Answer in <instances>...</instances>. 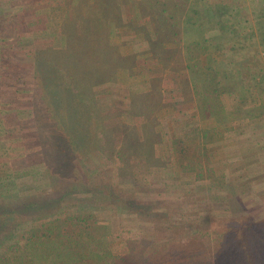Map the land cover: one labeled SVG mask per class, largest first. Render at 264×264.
Segmentation results:
<instances>
[{
    "label": "rangeland",
    "instance_id": "374dc122",
    "mask_svg": "<svg viewBox=\"0 0 264 264\" xmlns=\"http://www.w3.org/2000/svg\"><path fill=\"white\" fill-rule=\"evenodd\" d=\"M45 1L0 0V3L5 2L1 5L0 19L16 16L19 18L14 23H5L4 27H13L22 19L26 23L33 21L31 12L33 5ZM49 1L48 7L45 8V6L43 9L48 11L52 19L40 16L44 22L43 26L53 29L57 25L65 26L64 18L57 19V15L63 11L65 12L64 16L66 15L65 5H62V11H50V8L54 4L56 5L59 0ZM67 1L73 2V0H64V3ZM162 1L168 4V8L165 12L159 11L158 13L155 12L154 3L156 0H76V10L73 12L75 16L72 17L74 21L68 22L66 30H63L68 35L74 33V30L78 34L72 35V39L64 44L63 49H60L62 44L61 39H57L59 36L47 35L49 43L53 38L56 39L53 47H56L60 52L58 54L51 53L52 57H49L48 60L44 59L46 64H43L42 61L39 63L40 67L46 65L50 70L51 67L61 65L64 73L70 72L66 78L56 76L52 79H44L45 77L33 79L32 76H29L34 66L30 65L28 61H17L24 56L18 55L19 51L16 52L8 28H1V31H4L0 35L8 38V41L2 42L4 48L0 53L2 55L0 60V114L2 112L0 115L2 122L0 125V174L2 175L9 169V166L11 167L19 181L16 186L17 193L14 194L22 198L33 194L32 190L27 191V185L29 187L30 185L38 186L41 190L45 188V191L49 192L61 188H66L64 191H68L71 186L75 185L76 192L77 189L86 194L94 192L92 201H98V206L104 208L96 213L95 222L90 224L91 231L96 238L108 237L109 234L118 236L119 238L109 242L107 247L112 252H128V260L131 261V264H141L140 262L144 261L148 253L151 257L162 256L158 264H169L163 260L179 256L184 257L180 260L181 262H186L188 258L193 257L191 256L193 252L203 254L208 249L216 252L217 257L213 258L216 264L238 263L241 258L231 256L229 249L223 245H218V250H216L215 242L207 246L206 243L203 245V242L191 241L188 237L183 236L187 230H192L190 228L193 227L202 230L214 229L213 233L216 231V234L228 232L233 226L239 227L230 221L216 222L217 220L212 218L214 212L210 208L211 200L208 201L202 197L190 199V195H179V191L172 188L179 182L172 179L158 181V178H153L155 174H144L143 178L146 182L136 180L141 178L140 176L135 179L129 175L119 176L117 162L106 161V166L100 164L98 166V160L102 156L95 150H91L93 156L91 158L90 155L88 156L90 160L85 159L87 148H77L74 152L75 156L72 158L75 161V171L71 173V170L65 171V164L59 153L61 149L67 150L68 143L70 146L74 143L76 146L80 145L81 142L77 138L84 137L89 132L92 133L91 139L95 136V142L105 141L107 134L103 126L101 127L102 117L121 114L122 120L129 124L130 120L123 114H126L125 109H128L134 96L142 98L139 100L143 101L147 98L148 102H156L158 96L166 99L167 95L171 93V88L165 73L167 71L174 72L178 66L175 67L173 61H167V52L156 53L158 51L151 48V46L157 47L151 45L150 42L151 38L155 39L153 33L160 32L157 27H154L159 21L157 18H161L162 21L164 19V23L167 20L169 23V11L175 14V20H178L179 16L183 18L187 13L192 17L191 22L181 23L182 25L177 22L178 25L174 28L178 35L177 39L182 37L183 41L195 38L201 48H206L213 53V48H209V46L207 48L205 44L206 34L196 33L198 23L193 12L203 17L206 13L207 17L209 14V18H215L213 20L218 25L217 28L223 31V37H220L217 43L219 48L223 49L222 52L226 57L225 62L230 64L228 70L237 73L236 76H230L229 84L224 85L233 88L228 92H231L234 98L241 97L246 100L244 108L241 107L237 116H233L237 120H234L233 124L229 122L225 129L221 127L226 138L208 147L210 156L208 165L217 177H223L236 187V190L226 191V195L219 197V199H227L223 203L227 204V208L230 209L231 217L239 218L241 215V221H244L246 216L259 220L264 218V0ZM119 3H122V9L119 8ZM152 4L153 6H151ZM171 4L177 5L176 8H171ZM182 4L186 5L183 9L181 8ZM91 6L101 13L94 16L90 12ZM127 15L135 17L131 21L132 26L123 17L128 18ZM67 16L70 17V15ZM123 18L125 23H123ZM116 21H118L119 27L115 26ZM73 22L74 25H72ZM207 23L209 24L203 27L204 32L211 28L210 22ZM92 26L95 32L90 38L87 34L92 32ZM101 26L103 28L100 29ZM124 26L127 32L131 33V29L135 28L139 36L120 38L111 35V30L120 32ZM146 27L149 28V32L146 31ZM168 27H165L163 31V37L156 41L160 44L158 47L170 50L173 46L165 42L164 39L166 34L170 36ZM20 30H22L20 27L16 29L17 32ZM71 31L73 32L71 33ZM183 31L187 33H183ZM192 32L196 33V36L193 37ZM46 33L52 34L51 32ZM171 38L170 36L168 42L171 41ZM44 44L45 42L39 46L43 47ZM182 44L179 45L183 52ZM35 46L38 45L35 44ZM153 52L163 57L161 63L164 69L162 72H157L163 74L157 84H153L156 91L151 92L149 87L152 78L145 71L152 69L155 64L151 60V57L155 55ZM175 52L173 54L176 57L179 53L177 50ZM215 56L217 59H224L220 51ZM97 67H99L100 75ZM140 68L143 69L140 71L141 74H134V69ZM151 71L156 72L157 70ZM97 79L100 81L102 79V82ZM63 82L68 83L67 88H63ZM142 95H145V98ZM36 97H38V103H36ZM202 97L204 94L198 96L200 99ZM94 98L98 100V105L94 110L86 109L84 111L79 108L80 104H92ZM219 98L222 104L227 103L224 96L220 95ZM186 100L185 102L181 100L176 104L171 103L173 105L171 107L166 105L165 101L169 102L166 99L155 112V121L159 122L156 133L162 138L161 143H153L152 147L162 161L168 162L170 159V163H174L175 156L171 149V139L177 138L182 131H186L190 135L192 127L197 126V119L184 120L182 115L172 114L173 110H186L188 106L194 105L192 112L200 118V109L195 106L200 105L201 101L193 96ZM170 109L171 111H169ZM81 111L87 114L88 119L83 118ZM168 115H173L174 119L177 118L179 122H175L176 120H173L171 116L167 118ZM73 120L77 121L73 122ZM216 120H218V116L213 114L207 119L204 118L203 122H200V127H216ZM230 129L231 133L228 132ZM53 136L55 139L52 141ZM94 141H90L88 145ZM28 159L34 160L35 164L27 166ZM81 162L84 164L83 167ZM160 163L161 161L150 160L149 165L155 167L160 166ZM97 167L101 170H98ZM170 168L173 166L170 165ZM35 169L40 170L36 171L37 177L27 180V175ZM84 182L89 183V187L82 189L78 183L84 184ZM162 184H165L166 187H163ZM241 187L244 189H240ZM86 194L82 198L89 197L88 194L86 197ZM78 195L71 192L69 196L62 198L63 195L60 193L61 199L58 200L57 195L50 193L48 196L45 195L47 196L45 200L49 201L50 205L42 208L44 211L47 209L56 211L59 209L56 202L59 201L60 208L63 207L64 211L67 212L71 209L74 211L73 209L80 202ZM0 199H2L1 194ZM198 200L200 202H197ZM130 202L133 203L132 207L129 205ZM137 204H140L141 209H146V212L151 209L156 213L155 217L138 213L135 215L136 208L133 205ZM19 205H22L19 200L0 203V206L8 212L14 210L13 214L17 215L18 220L22 222L28 216L27 209L25 210ZM216 225L217 227H214ZM236 237L242 239L240 230H237ZM132 243L134 245L132 255H130L129 246ZM243 245L244 241L241 243V246ZM159 252L161 253L157 255ZM258 258L261 262L264 261V252H261ZM256 259L252 255L254 262Z\"/></svg>",
    "mask_w": 264,
    "mask_h": 264
},
{
    "label": "trees",
    "instance_id": "16d2710c",
    "mask_svg": "<svg viewBox=\"0 0 264 264\" xmlns=\"http://www.w3.org/2000/svg\"><path fill=\"white\" fill-rule=\"evenodd\" d=\"M64 5L66 7V15L63 19V21H65V26L57 25L54 29L44 27V22L41 20L40 16L34 17L33 21L28 23V27H31L28 34L27 23L23 19L13 25V27L4 26L7 22H16L19 19L17 16L0 19V32L2 27H4L3 29H12L9 36L12 35L13 45H15L14 47H16L17 50L16 52L19 51L18 55L24 56L21 59H17V61H28L30 62V65L34 66V69L32 70L33 72L31 71L29 74L33 79L37 77L52 79L56 76L66 78L69 75L68 73H70L65 72L66 75L61 65L51 67V70L46 65L39 66L41 61L44 62L43 64H46L44 59L48 60L49 57H52L50 56L51 53L58 54L60 52L56 47H53L56 43V39L53 38L49 43L47 35H52V37H54V35L59 37L64 36V38H66L65 44H67V41L72 39V35L78 34L76 30H74V33L71 31L72 34L69 35L64 31L66 30V26H68V22H71L72 20L74 21L72 17L75 16L73 12L76 10L74 2L67 1ZM154 5L156 8L155 12L158 13L159 11L161 13L165 12L168 8V4L162 0H156ZM151 6H153V4ZM176 6L177 5H172L171 8H176ZM185 6L186 5L182 4L181 8L183 9ZM97 10L98 9L93 6L90 8V12L94 16L101 13V11L97 12ZM173 11L176 12L175 10ZM193 13L195 14V19L198 23L196 33L206 34L205 44L207 48L208 46L209 48H213L214 52L211 53L208 49L201 48L195 38L185 39L183 41L182 37L177 39L178 35L174 30L175 14L170 11L168 12V18L170 20L168 32L173 39L171 38V41L168 42V39L170 38L168 34L165 35L164 39L165 42L173 46V48L167 50L162 47L157 49L158 52L156 53L167 52V61H173L175 67L178 66L174 69V72L169 73L167 71V73H165L171 88V93L167 95L168 98L166 97L169 102L165 101L166 99H163L161 96H158V99L156 98V102H148L145 95H142L144 96L143 98H145L144 101H146V103H144L143 100H139L142 98L134 96L132 100L130 99L131 103L129 104L128 109H125L126 114H123L130 120L129 124L122 120V117L120 116L121 114L102 117L101 127L103 126L107 134L105 141L98 140L95 142V136L91 139L92 133L89 132L88 135L77 138V140L81 142L80 145L76 146L74 143L70 146L68 143L66 146L67 150L61 149L63 151L59 150V153L62 155L66 168L65 171L71 170V173L75 171V161L72 158L75 156L74 152L77 148H87L85 159L90 160L91 156H93L91 150H95L97 154L102 156V158L100 157L101 159L98 160V166L99 164L106 166V161L117 162L119 176L129 175L132 179L140 176L141 178H137L136 180L139 179L146 182L143 178L145 176L144 174H155L153 178H158V181L163 182L165 179H172L179 182L177 186L172 187L179 191V195H190V199L202 197L208 201L211 200L210 208L214 212L212 218L215 221L217 220L216 222L230 221L239 226H233L228 232L225 231L221 234H216V231L213 233L214 229L202 230L198 227H193L190 228L192 230H187L183 236L188 237L191 241L203 242V245L206 243L207 246L212 242H215L217 244L216 250H218V245H223L229 249V254L231 256L241 258L238 263L233 264H264V261L261 262L259 260L260 258H258L260 253L264 252V218L259 220L246 216V219L241 221V215H239V218L237 216L231 217L230 209L227 208V204L225 205L223 203V201L227 199H219V197L226 195V191L236 190V187L233 183L226 181L223 177H217L213 173L210 165H208L210 163L208 147L212 144L219 143L226 138L225 133L221 131V127L225 129L229 122H232L233 124L234 120H237L236 118H233V116L239 112L241 107L244 108L246 100L241 97L234 98L233 94L228 92L231 91L230 89L233 90V88L224 85L229 84L231 81L230 76H236L237 73L228 70L230 64L228 65L225 62L226 57L224 52H222L223 49L221 50L217 43L218 39L223 37V31L217 28L218 25L213 20L215 18H209V14L207 17V14L205 13L203 17L195 12ZM67 15H70V17L68 18ZM191 19L192 17L185 13L183 18H180L179 16L178 21L180 24H188L191 22ZM208 21L210 22L211 28L204 32L203 27H206V25L209 24L207 23ZM72 25H74V22ZM19 27L22 30L17 32L16 29H19ZM101 28L103 27L101 26L100 29ZM91 31L92 32L87 34L90 38L93 37L95 32L93 26L91 27ZM46 32H51L52 34ZM183 33L187 32L183 31ZM196 33L191 35L194 37L196 36ZM5 41H8V38L0 35V53L3 50L2 42ZM44 42L45 44L43 47H40L39 45ZM35 44L38 46H35ZM179 44H182L183 52L181 51ZM175 50L179 53L176 57L173 54ZM219 51L224 56V59L216 58L215 54L219 53ZM156 53L153 52L155 55L151 57V60L155 63L153 68L145 71L146 73H149L148 76L152 78L151 86L149 87L151 92L156 91L153 84H157V81L161 79L160 77L163 74L157 72H162V69H164L161 63V58L163 57ZM1 58L2 55L0 54V60ZM99 67H97V69L98 74L100 75ZM153 69H156L157 71L152 72L151 70ZM141 70L143 69H134V74L138 73L140 75ZM45 74L46 76H44ZM97 77L98 76L96 75V78ZM96 78L94 77V79ZM97 80L100 81L99 79ZM100 82H102V79ZM67 85L68 83H64L63 88H67ZM200 94H204L202 99L198 98ZM220 95L226 98L227 103L225 105L221 103V99L219 98ZM191 96L195 98L197 97V99L201 101L200 105L197 107L195 106V108L200 109V118L192 112L194 105L188 106L186 110H173L172 114L176 116L182 115L184 120L197 119V126L192 127L193 129L190 131L192 134L189 135L186 131H182V133L180 132L178 134L177 138L171 139L170 144L172 153L175 156V162L170 163V159L168 162H165L164 160L162 161L161 157L156 155V152L152 147L153 143H161L162 138V136L156 133V128L158 127L159 122L157 123V121H155V112L164 101L166 105L172 107L173 105L171 103L176 104L181 100H184L185 102L187 101L186 99L191 98ZM37 98L38 97H36V103H38ZM93 101L92 104H80L79 108L84 111L86 109L94 110L98 105V100L97 98H94ZM169 111H171V109ZM81 112L83 113V118L88 119V117H86L87 114L83 111ZM213 114L216 117L218 116V120H216L217 126L210 128L200 127V122H203L204 118L207 119V117H210ZM169 116L171 115H168L167 118H170ZM171 117L173 120H176L175 122H179L176 117V119H174L173 115ZM76 121L77 120H73V122ZM1 124L2 122L0 118V125ZM88 125H90V123H88ZM85 126L87 127V124ZM228 132L231 133V129ZM54 137L55 136L52 137V141L55 139ZM90 141L94 142L88 145ZM89 155L90 158L88 157ZM28 160L29 162L26 164L27 166L30 167L35 164L34 160ZM150 160L161 161L160 166H150ZM81 165L82 167L84 166L83 163ZM170 165H172L173 168H170ZM97 169L101 170L98 167ZM11 171L12 169L9 166V169L3 172V176L0 174V192H2L0 193L2 197L0 203H11L19 200L22 204L19 206L23 207L25 210L27 209L28 216L21 222L18 220V216L13 214L15 212L14 210L8 212V210H5L0 206V264H131V261L128 260V252H112L110 248L107 247V244L112 242V240L119 238L118 236L109 234L108 237L96 238L91 231L90 224L95 222L96 213L102 211L104 208L98 206V201H92V196L95 195L94 192H87L89 196L87 197V194L84 191H79L77 189L76 192L75 185L71 186L68 191H64L66 188H61L56 191L53 190L52 192L45 191V188H42L41 190L38 186L30 185L29 187L27 185V191L32 190L33 194L23 198L17 197L15 194L17 193L16 186L19 184V181L13 171ZM36 171L40 170L35 169L33 172L30 171L29 175H27V180L37 177L38 173ZM82 177L84 178L83 174ZM83 181L85 180L83 179ZM83 181L81 180V182ZM78 184H80L78 186L82 189L89 187V183L86 182H84V184ZM162 186L166 187L165 184H162ZM242 188L243 187L240 189ZM71 192L79 194L78 200L80 202H78L77 206L73 209L74 211H71L72 209L67 212L64 211L63 207L60 208L59 201L56 202L59 207L56 211L48 209L44 211V208H42L50 205V202L45 200L48 194L51 193V195H57L59 200L61 199L59 197L60 193L63 195L62 198H64V196H69ZM84 194H86V199L82 198ZM197 202H200V200ZM132 204L133 203L130 202V207H132ZM139 205H133L134 208H136V212L134 211L135 215L138 213L143 215L146 214L153 218L155 217V212L151 209L146 212V209H141L142 207ZM214 227H217V225ZM237 230H240L242 239L236 237ZM243 241L244 245L241 246ZM133 245L134 243L129 246L130 255H132ZM212 251L208 249L206 253L203 254H196L193 252L191 255L193 257L188 258L186 262H181L180 260L184 257L180 256L176 258L170 257L163 261L168 262L169 264H216L213 258L216 259L217 255L215 251ZM160 253L161 252L157 255ZM148 254L144 261L140 262L141 264H158V261L162 258V256L151 257ZM252 255L257 258L255 262L252 260Z\"/></svg>",
    "mask_w": 264,
    "mask_h": 264
},
{
    "label": "crops",
    "instance_id": "0c3cea01",
    "mask_svg": "<svg viewBox=\"0 0 264 264\" xmlns=\"http://www.w3.org/2000/svg\"><path fill=\"white\" fill-rule=\"evenodd\" d=\"M45 1V0H44ZM48 2H50L49 0H46L45 2H40V3H36V4H34L33 5V7H32V13H33V18L34 17H37V16H46L48 19H52L50 16H49V14H48V11H46V10H44L43 9V7H45V8H47L48 7V5L50 4H48ZM63 2V3H62ZM73 2L75 3L76 2V0H73ZM3 4H5V2L4 3H0V9H1V5H3ZM62 5H64V0H59V2H57L56 3V5L54 4L51 8H50V11H53V10H55V12H57V11H62ZM119 8L120 9H122V3H119ZM31 13V14H32ZM64 11L60 14V15H57V19H63L64 18ZM128 16V18L127 17H125V16H123L125 19H127V23H128V21H129V25L130 26H132V23H131V21H133L134 19H135V17L134 18H132L130 15H127ZM124 18H123V23H125V20H124ZM159 21L157 22V26H154V27H157V29L158 30H160V32H155V33H153V37H155V39L153 38H151V45H154V46H157L158 47V45H160L159 44V42H157V41H159L162 37H163V31H164V29H165V27H168L169 26V23H168V21L166 20V22L164 23V19H163V21H162V19L161 18H157ZM55 20H56V18H55ZM32 22V21H31ZM30 21L29 22H27V34H28V32H30V29H29V27H28V23H31ZM117 22L118 21H116L115 22V26L116 27H119V25H117ZM179 23V21L178 20H174V23H175V28L177 27V25H178V23ZM167 24H168V26H167ZM134 25V24H133ZM121 27H123V26H121ZM31 28V27H30ZM126 27L124 26V28H121V29H123L122 31H117V32H114L113 30H111V35L112 36H116V37H120V38H123V37H125V38H127L128 36H139L138 35V33L136 32V30H135V28L134 27H131V28H134V29H131L132 30V33L129 31V32H127V30L125 29ZM146 29V31L147 32H149V28H145ZM168 29V28H167ZM9 31V33H11L12 32V29H8ZM115 30H117L116 28H115ZM177 30V29H176ZM2 31H4V30H2ZM1 31V32H2ZM113 31V32H112ZM178 31V30H177ZM0 32V33H1ZM31 34V33H30ZM146 34H148V33H146ZM148 36V35H147ZM57 39H61V44H62V47H60V49L62 48L63 49V46H64V44H65V38H64V36H62V37H58ZM157 40V41H156ZM123 41V40H122ZM122 43V42H121ZM150 46V45H149ZM2 47L4 48V46H3V44H2ZM157 47H153V46H151V48H152V50L154 49V50H157ZM29 48V47H28ZM160 47H158V49H159ZM151 50V51H152Z\"/></svg>",
    "mask_w": 264,
    "mask_h": 264
}]
</instances>
